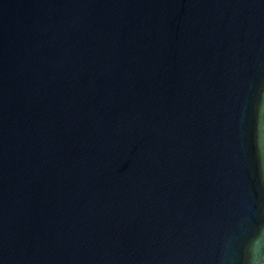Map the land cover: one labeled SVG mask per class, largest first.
I'll use <instances>...</instances> for the list:
<instances>
[{"label": "water", "instance_id": "water-1", "mask_svg": "<svg viewBox=\"0 0 264 264\" xmlns=\"http://www.w3.org/2000/svg\"><path fill=\"white\" fill-rule=\"evenodd\" d=\"M0 264H264V0H0Z\"/></svg>", "mask_w": 264, "mask_h": 264}]
</instances>
